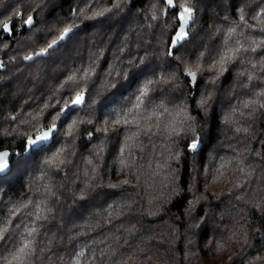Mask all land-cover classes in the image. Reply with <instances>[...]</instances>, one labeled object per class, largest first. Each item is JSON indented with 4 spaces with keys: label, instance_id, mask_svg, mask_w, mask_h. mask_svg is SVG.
I'll return each mask as SVG.
<instances>
[{
    "label": "trees",
    "instance_id": "obj_1",
    "mask_svg": "<svg viewBox=\"0 0 264 264\" xmlns=\"http://www.w3.org/2000/svg\"><path fill=\"white\" fill-rule=\"evenodd\" d=\"M241 10L247 46L264 0H0V264H264V49L208 70Z\"/></svg>",
    "mask_w": 264,
    "mask_h": 264
},
{
    "label": "snow or ice",
    "instance_id": "obj_2",
    "mask_svg": "<svg viewBox=\"0 0 264 264\" xmlns=\"http://www.w3.org/2000/svg\"><path fill=\"white\" fill-rule=\"evenodd\" d=\"M166 2L169 6H171L173 4V0H166ZM181 9H182V11L179 14V21H180L181 26H180V30L177 31V33L173 39V45H175L177 42L182 41L186 38L187 33L185 31V26L188 24V22L192 19V16H193V9L189 6H187V3L182 4ZM97 15H99V13H97ZM25 23L28 25H31L33 23L32 17L29 16L27 18V20L25 21ZM261 23H264V21H261ZM245 27L251 28L252 26L248 25L246 23L244 13L241 10L239 22L238 23L233 22V25L231 27H229L228 29H226L227 38H225L223 40L222 50L217 53L216 57L212 58V63L210 64V67L208 69L209 71L215 69L220 74H222L223 72H225L227 70L225 67L226 64L232 63L237 59H240L241 61L245 60L246 57L242 55L243 53H248V52L255 53V52H257L258 49H264V38L257 39L255 37H246V39H248L250 41V43L247 46H245V44L242 43L239 39H237L235 41L234 46L229 44V41L232 39L233 35L236 34L237 28H240L241 34H243V29ZM3 30L5 32L9 31V25L7 23H5L3 25ZM70 31H71L70 28H65L63 35L60 36V39L63 40L65 38V36H67ZM260 31L264 32V27H262L260 29ZM55 43H56V41H53L51 44L48 45V48H52ZM46 52H47V48L42 49L41 52L37 53L36 55H38V56L44 55ZM25 58L26 59H32V57H25ZM248 62L252 63L251 59H248ZM252 67L256 68L257 64L252 63ZM260 69L262 71H264V56L260 57ZM186 74L192 80H195V77H196L195 71H192L191 69H189ZM240 74L244 75L243 72H241ZM85 76H87V72H85ZM253 78L254 77L251 74L248 75L249 81H251ZM69 80H75V77L71 76V77H69ZM112 87H115V84H113ZM146 92H147L146 87L140 90L141 95H145ZM259 95L264 96V90H262L259 93ZM136 99L139 101V97H137ZM82 103H83V93L82 92L77 93L75 96V99L72 101V104L79 106ZM204 103H206V101L201 100V104H204ZM256 103H257V101L255 99H250V100L243 103V107L247 109V108L252 107ZM259 106L261 108H264V103H260ZM135 107L138 108L139 104H137ZM252 110L254 111L255 109L253 108ZM240 115L244 116V113L241 112ZM249 115H251V112L249 113ZM129 116H132V110L131 109L128 110V115L123 117V123L124 124H133L135 127L140 128L141 125H140L139 121L137 120L136 116H132V119H129L128 118ZM147 119L151 120L152 116H148ZM157 119H159V118L157 117ZM113 122L115 124H120L121 118L119 116H117V118ZM75 123L76 122L74 121L73 124L69 126V133H71V129H72V127L75 126ZM105 123L107 124L108 121H105ZM240 130H241L240 128H237V131H240ZM55 131H56V125L53 124L50 128H48L47 131H44L40 135L36 136L35 139L29 137L27 140V145L28 146H35L36 149H39L43 146V142L48 141L51 134ZM144 131H146V132L151 131V128H145ZM173 131H175L174 128H173ZM244 131H247V129H244ZM133 135L138 137L139 132L134 133ZM132 138H133L132 136L128 137V139H132ZM196 147H197L196 142H193L190 145L191 149H196ZM123 152H124V149L121 148V153H123ZM8 157H9V153L0 152V172H4V170L8 168ZM4 231H6V229L0 228V239H4V235H3ZM34 231H35V229L27 232V237H31L33 235ZM20 244L22 246H19L17 248V250L15 251V253L12 256V259L16 262V264H26V261L28 260V258H30L32 255L35 254V248L32 246L33 241L25 238L24 240H22L20 242ZM82 255H84L83 250H81L79 253H77L78 257L82 256ZM76 264H78V261L76 262Z\"/></svg>",
    "mask_w": 264,
    "mask_h": 264
},
{
    "label": "water",
    "instance_id": "obj_3",
    "mask_svg": "<svg viewBox=\"0 0 264 264\" xmlns=\"http://www.w3.org/2000/svg\"><path fill=\"white\" fill-rule=\"evenodd\" d=\"M165 2H166V0H165ZM167 3V2H166ZM172 7L174 6V0H173V4L171 5ZM190 23H191V20L188 22V24L185 26V31L188 29V27H189V25H190ZM180 30V29H179ZM68 36V35H67ZM67 36H65V38L63 39V40H61L60 38L56 41V43L53 45V47H56L58 44H60L62 41H64V40H66V38H67ZM175 37V36H174ZM174 37H173V39H174ZM177 44V43H176ZM176 44L175 45H173V40H172V42H171V47H170V49L171 50H173L174 48H175V46H176ZM52 47V48H53ZM51 49V48H50ZM33 59V58H32ZM1 64H2V61L0 60V68H1ZM70 108L71 107H69L66 111L68 112L69 110H70ZM49 140H50V137H49ZM49 140L48 141H46V142H43V144H46L47 142H49ZM13 154H9V157H8V161H9V159L11 158V156H12ZM8 169V168H7ZM7 169H5L4 171H6ZM1 173V172H0Z\"/></svg>",
    "mask_w": 264,
    "mask_h": 264
}]
</instances>
